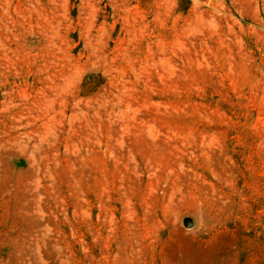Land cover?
Returning <instances> with one entry per match:
<instances>
[{
    "label": "rangeland",
    "instance_id": "374dc122",
    "mask_svg": "<svg viewBox=\"0 0 264 264\" xmlns=\"http://www.w3.org/2000/svg\"><path fill=\"white\" fill-rule=\"evenodd\" d=\"M0 264H264V0H0Z\"/></svg>",
    "mask_w": 264,
    "mask_h": 264
}]
</instances>
